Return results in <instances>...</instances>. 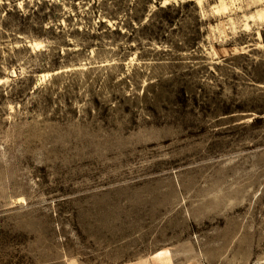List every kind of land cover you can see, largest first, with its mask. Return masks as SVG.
I'll return each mask as SVG.
<instances>
[{"label": "rangeland", "instance_id": "1", "mask_svg": "<svg viewBox=\"0 0 264 264\" xmlns=\"http://www.w3.org/2000/svg\"><path fill=\"white\" fill-rule=\"evenodd\" d=\"M0 264H264V0H0Z\"/></svg>", "mask_w": 264, "mask_h": 264}]
</instances>
